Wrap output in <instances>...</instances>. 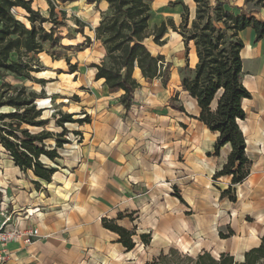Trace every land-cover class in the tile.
<instances>
[{"label":"rangeland","instance_id":"374dc122","mask_svg":"<svg viewBox=\"0 0 264 264\" xmlns=\"http://www.w3.org/2000/svg\"><path fill=\"white\" fill-rule=\"evenodd\" d=\"M49 1L60 22L56 34L63 38L61 45L45 44L41 53L27 54L21 40L30 29L28 13L14 0H0V112H10L5 121L14 127L11 134L0 132V224L8 220L41 234L26 249L13 245L10 264H151L172 248L191 256L208 251L218 258L220 251L244 244L249 227L256 229L263 220L250 210L253 178L237 186L236 194L221 197L231 179L214 180V175L227 162L228 149L217 158L214 143L203 154L199 143L204 138L188 96L175 83L188 72L183 38L173 27L183 30L186 5L190 29L196 4L151 0V30L165 22L168 31L164 46L152 38L145 44L155 56H166L172 76L162 91L160 78L148 83L136 75L140 87L127 112L123 93L110 92L95 78L94 65L106 58L98 27L111 15L109 5L33 0L32 8L48 18ZM222 1L235 14L243 10L264 20V0ZM259 67L253 63L246 71L254 75ZM255 104L245 103L250 118ZM61 134L67 140L57 148L54 137ZM250 158L255 160L252 153ZM234 194L237 201L231 202ZM104 219L135 233L132 251L104 227ZM231 224L236 239L228 235Z\"/></svg>","mask_w":264,"mask_h":264},{"label":"trees","instance_id":"16d2710c","mask_svg":"<svg viewBox=\"0 0 264 264\" xmlns=\"http://www.w3.org/2000/svg\"><path fill=\"white\" fill-rule=\"evenodd\" d=\"M14 1L28 13L30 29H25L21 40V45L27 54L41 53L45 44H48L50 48L61 45L63 38L56 34L60 22H58L52 2H48L50 17L47 18L32 8L33 0ZM76 1L78 0H63V2ZM85 1L89 5L105 1L110 7L111 15L105 16L98 27V39L106 50V58L101 64L94 65L97 70L96 80L103 81L112 93L122 91L124 94L121 101L126 111L129 112L133 106L134 93L140 87V83L135 78L137 69L147 82L160 78L163 87L166 88L170 81L171 64L167 62L166 56L162 54L155 56L145 44L147 39L152 38L156 45L164 46L168 31L167 24L163 22L159 27L151 30L150 21L153 18L151 0ZM192 1L196 4V17L191 28H188L189 8L186 5H183V30L179 31L173 27L174 31L182 36L185 45V69L188 75L182 77L181 84L183 90L197 101L201 109L198 120L211 132L219 134L213 155L220 156L221 150L226 145L231 148L226 164L214 175V180L223 177L231 178L229 188L221 195L222 198H226L231 191L236 194L237 186L242 185L248 179L252 168V162L246 153V139L238 124L239 121L247 119L243 101L252 98L243 83L241 53L245 44L240 38V33L252 28L258 42L264 37V21L258 20L243 10L240 14H235L225 8L222 0ZM46 24L52 25L50 31L45 29ZM191 42L194 44L198 58L194 69H190L188 65ZM2 109L0 132L6 131L11 134L14 132V127L5 121L10 112L4 111L7 110L6 108ZM36 109L39 113L44 110L40 105L37 107V103ZM177 110L186 113L183 107ZM41 121L48 120L42 118ZM5 137L18 144L9 136ZM65 140L67 139L62 134L56 135L54 144L58 148L64 144ZM36 150L43 152L39 147H36ZM35 169L38 171V166ZM235 194L229 197L231 202L237 201ZM111 224L114 226H110ZM103 225L119 236L118 242L128 252L135 248L136 243L133 240L135 233L127 232L125 228L116 225L113 220L108 222L104 219ZM228 235L231 238L235 233L230 229ZM145 238L147 235L141 236V239ZM151 264H264V236L260 246L245 252L241 260H237L229 253H221L218 258L208 251L191 256L172 248L168 253H162Z\"/></svg>","mask_w":264,"mask_h":264},{"label":"crops","instance_id":"0c3cea01","mask_svg":"<svg viewBox=\"0 0 264 264\" xmlns=\"http://www.w3.org/2000/svg\"><path fill=\"white\" fill-rule=\"evenodd\" d=\"M102 3L108 5L105 1H103ZM91 5H93V4H91ZM252 15L254 16V14H252ZM257 19L260 20L259 18H257ZM260 21H264V20H260ZM240 38L243 40V42L245 44V48L243 49V51L241 53V57L243 59V72H244L243 83H244L245 87L249 90V92L251 93L252 98L246 99L243 101V108L245 109V111L247 113V119L245 121H239L238 124H239V126H240V128H241V130L245 136V139H246L247 156H248L249 160L252 162L251 174L248 177V179L246 180L248 182L251 178H253V182H254V188H252V192L255 193V195L253 196V199L251 201V209L250 210L255 216H257V218L263 217V220L261 222H259L260 225H258L256 229L252 226L249 227L248 234L245 235L246 242L244 243L245 245H247V247H244V244H239V246H237L236 249L222 250L219 252L220 254L221 253H229V254L233 255L236 259H237V256L235 254V251H238L240 258L243 259L245 252L249 251L252 248L260 246V244L262 243L263 235H264V37H263V39H261L260 41L257 42L255 31L252 28H248L245 31L240 33ZM249 47H250V49L248 50ZM189 48H191V46ZM182 57L183 56H180L179 60ZM188 60H189L188 61L189 68L194 69L196 64L198 63V58H197L195 47H194V49L192 48L189 50ZM184 62H185L184 67H186V53L184 55ZM253 63L260 65V67H259V69H257V71H255L253 73L254 75H250V74H248V71H246V68H247V66H249L250 64H253ZM136 75L141 77L143 80H145L142 77L141 72L138 69L135 71V76ZM248 77H250L251 79H248ZM95 78H96V75H95ZM170 80H171V78H170ZM181 80H182V78L175 79L177 89H181L182 93H184L188 96L187 99H189V102H190L191 107L193 109V114H191V115H193L192 118L196 122V127L198 128V130H200V132L204 138L202 143L201 142L199 143V146H202L203 154L209 153L211 151L212 145L214 143H216L219 134L215 133V132H211L203 123H201L198 120V118L200 117L201 109L199 108L197 101L195 99H193L187 92H185L183 90ZM97 82L104 85L103 81L98 80ZM148 83H150V82H148ZM168 86H169V83H168L167 87ZM167 87L166 88L163 87V84H162V91H166ZM119 92H122V91H119ZM252 101L256 103L255 104L256 107L252 113L253 117L250 118L248 116V112H247V109L245 107V103L246 102H252ZM133 102H134V99H133ZM187 113L188 112L186 111V113H183V114L187 115ZM185 123H186V121H185ZM188 125H189V128L187 129V131L192 134V137H189V140L194 141L193 131L190 129L191 128L190 122H188ZM191 145H193V144H191ZM255 145L258 147V153L255 152ZM195 146L196 145L194 144V147ZM214 146H215V144H214ZM224 149H228V151H226L224 153V157L227 160L228 156L231 152V148L229 145H226L221 150V155H222V151ZM229 150H230V152H229ZM251 153L254 156L255 160L250 158ZM199 158H203V156L201 154H199ZM194 160H195V158H194ZM256 167H257V170H256ZM255 170H256V172H255ZM223 178H230V177H223ZM36 181H38L41 184V182L39 180H36ZM67 188H70V186L68 185ZM38 206H43V204H39ZM28 213L30 214V216H33L35 212L31 209L30 211H28ZM230 229H232L233 232L235 233V235L233 237H231V239H236L237 233L234 230L232 224H231ZM13 245L21 246L17 243H11L9 245L8 248H9V251L11 254V260L15 256V253H14L15 250L13 248ZM21 247L25 248V246H21ZM9 264H10V262H9Z\"/></svg>","mask_w":264,"mask_h":264},{"label":"built area","instance_id":"2783aa9c","mask_svg":"<svg viewBox=\"0 0 264 264\" xmlns=\"http://www.w3.org/2000/svg\"><path fill=\"white\" fill-rule=\"evenodd\" d=\"M5 203H3L4 205ZM30 215V214H29ZM1 216H5L1 213ZM33 217V216H30ZM41 237L40 230L32 227L21 228L9 225L8 220L0 224V264H9L11 254L9 245L17 243L21 246H31Z\"/></svg>","mask_w":264,"mask_h":264},{"label":"bare ground","instance_id":"6f19581e","mask_svg":"<svg viewBox=\"0 0 264 264\" xmlns=\"http://www.w3.org/2000/svg\"><path fill=\"white\" fill-rule=\"evenodd\" d=\"M250 49V47L248 48V50ZM247 58V57H246Z\"/></svg>","mask_w":264,"mask_h":264}]
</instances>
